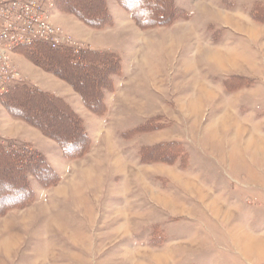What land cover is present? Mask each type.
Masks as SVG:
<instances>
[{
    "label": "rangeland",
    "instance_id": "obj_1",
    "mask_svg": "<svg viewBox=\"0 0 264 264\" xmlns=\"http://www.w3.org/2000/svg\"><path fill=\"white\" fill-rule=\"evenodd\" d=\"M101 7L102 28L54 16L75 53L112 55L96 101L14 58L32 113L0 102V147L37 163L0 155V264H264V0Z\"/></svg>",
    "mask_w": 264,
    "mask_h": 264
},
{
    "label": "trees",
    "instance_id": "obj_2",
    "mask_svg": "<svg viewBox=\"0 0 264 264\" xmlns=\"http://www.w3.org/2000/svg\"><path fill=\"white\" fill-rule=\"evenodd\" d=\"M103 0H95V5L90 6L86 3L85 0H56V11L63 10L67 13H73L75 14L79 19L83 20L84 22H87L91 25L98 26L100 28L103 27L104 24V16H103V8L101 7V3ZM169 6H172L174 4V0H165ZM69 3L73 2L71 5V9H69ZM100 3V5H99ZM122 3L126 7L128 4H130V0H122ZM98 4V5H97ZM72 10V11H70ZM95 23H98V25H95ZM108 25V24H107ZM45 51V52H43ZM17 54L22 55L25 54L27 56L33 55H39V61L41 63H52L55 64L56 70H58L59 76L61 74H64L63 72H68L72 77L71 79H66L68 83H70L71 86H73L80 95L84 98L88 99L87 92L90 94V99L96 101L95 94L99 92H103L106 89L110 88V80L107 78V75L110 73L109 65H110V59L112 55L104 54V53H98L89 51L84 53L83 55L77 54L72 50H53L43 44H36L31 47H22L17 50ZM35 59V58H34ZM48 65L49 68H53V65ZM62 72H61V71ZM88 71L92 74V79L89 80L85 85H81L78 83L79 81V73L78 71ZM61 72V74H60ZM109 76V75H108ZM62 79H64L61 76ZM81 78V77H80ZM107 78V80H105ZM65 80V79H64ZM106 82V86H105ZM94 85V87H92ZM25 92V88L22 89V91H14L12 93L7 94L3 100L1 101L3 106H8V110L17 118H24L27 117L28 114L32 113L28 109H26L24 106L19 104V93ZM28 93V92H27ZM31 95V93H28ZM48 96H45L46 98L50 99L51 101H54L55 103H63L64 100L61 97H55L53 98L50 94H47ZM84 98V100H85ZM25 96L23 98V103H32L31 100H28V98ZM55 99V100H54ZM98 100V99H97ZM13 103V104H12ZM65 103V102H64ZM87 103V100L86 102ZM65 105V104H63ZM69 107V106H68ZM66 114L68 120L72 119L71 114L68 112L69 110L65 111L62 109ZM3 149V147H0ZM1 158H7L11 159V162L8 161V167L11 169L13 168L16 170L17 173H21L25 166L27 168L31 167L33 168L35 166L33 156L28 157L24 156L25 154L18 152L16 155H10L5 152L3 149L0 150ZM7 156V157H6ZM27 157L29 161L27 160ZM32 158V160L30 159ZM16 183L17 181L22 180V175L20 176H13L12 178Z\"/></svg>",
    "mask_w": 264,
    "mask_h": 264
},
{
    "label": "built area",
    "instance_id": "obj_3",
    "mask_svg": "<svg viewBox=\"0 0 264 264\" xmlns=\"http://www.w3.org/2000/svg\"><path fill=\"white\" fill-rule=\"evenodd\" d=\"M55 12L56 0H0V102L22 81L14 63L19 48L43 44L75 50L76 41L55 22Z\"/></svg>",
    "mask_w": 264,
    "mask_h": 264
},
{
    "label": "bare ground",
    "instance_id": "obj_4",
    "mask_svg": "<svg viewBox=\"0 0 264 264\" xmlns=\"http://www.w3.org/2000/svg\"><path fill=\"white\" fill-rule=\"evenodd\" d=\"M257 244H258L259 246L256 245L255 247H258V249H259V247H260L261 245H260V243H257ZM250 248H251V247H249V249H250ZM253 248H254V247H253ZM249 249H248V250H249ZM251 249H252V248H251ZM261 250H262V249H261ZM250 251H251V250H250ZM249 256H250V255H249Z\"/></svg>",
    "mask_w": 264,
    "mask_h": 264
}]
</instances>
